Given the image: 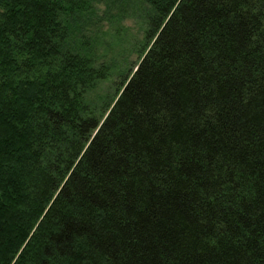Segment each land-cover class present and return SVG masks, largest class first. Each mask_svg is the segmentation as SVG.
I'll use <instances>...</instances> for the list:
<instances>
[{"label": "trees", "instance_id": "obj_1", "mask_svg": "<svg viewBox=\"0 0 264 264\" xmlns=\"http://www.w3.org/2000/svg\"><path fill=\"white\" fill-rule=\"evenodd\" d=\"M96 2L0 0V264H264V0H146L100 115Z\"/></svg>", "mask_w": 264, "mask_h": 264}, {"label": "rangeland", "instance_id": "obj_2", "mask_svg": "<svg viewBox=\"0 0 264 264\" xmlns=\"http://www.w3.org/2000/svg\"><path fill=\"white\" fill-rule=\"evenodd\" d=\"M151 14L146 0H97L95 11L81 21L78 44L92 43L97 63L111 66L109 77L87 92L86 100L98 115L116 97L150 42Z\"/></svg>", "mask_w": 264, "mask_h": 264}]
</instances>
